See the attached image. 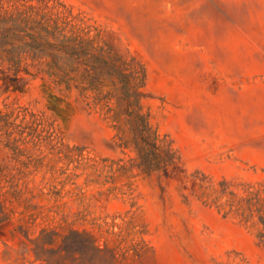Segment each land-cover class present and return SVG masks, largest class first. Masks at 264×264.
<instances>
[{
    "label": "rangeland",
    "instance_id": "rangeland-1",
    "mask_svg": "<svg viewBox=\"0 0 264 264\" xmlns=\"http://www.w3.org/2000/svg\"><path fill=\"white\" fill-rule=\"evenodd\" d=\"M32 1L72 8L144 65L145 109L186 172L124 173L134 153L100 106L77 101L41 58L20 80L0 62V200L14 221L31 236L89 233L115 264H264L260 225L213 188L264 181V0ZM9 243L6 255L0 238V264H42Z\"/></svg>",
    "mask_w": 264,
    "mask_h": 264
},
{
    "label": "trees",
    "instance_id": "trees-1",
    "mask_svg": "<svg viewBox=\"0 0 264 264\" xmlns=\"http://www.w3.org/2000/svg\"><path fill=\"white\" fill-rule=\"evenodd\" d=\"M93 30L92 24L66 5L54 13L39 8L32 0H19L9 6L0 2V62L7 63L12 77L20 80L24 73L34 74L26 64L27 58H41L42 70L66 92L76 90L77 101L100 106L104 118L116 129L115 141L124 152L129 149L134 153L119 170L125 173L137 169L144 174L159 172L182 178L186 169L181 155L171 140L162 137L145 109L144 99L149 93L144 90V65L117 53L100 31ZM7 88L24 87L9 81ZM205 180L201 178L199 183L205 185ZM213 188L228 196L229 206L255 219L260 225L257 237L264 247V181L244 183L237 190L230 180L223 179ZM0 238L6 245V255L11 254V239L33 252L42 264H115L89 233L73 229L60 234L44 227L31 236L28 229L14 221L2 200Z\"/></svg>",
    "mask_w": 264,
    "mask_h": 264
}]
</instances>
